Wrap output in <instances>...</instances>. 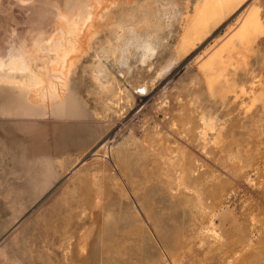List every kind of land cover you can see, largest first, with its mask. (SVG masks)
<instances>
[{"label":"rangeland","instance_id":"1","mask_svg":"<svg viewBox=\"0 0 264 264\" xmlns=\"http://www.w3.org/2000/svg\"><path fill=\"white\" fill-rule=\"evenodd\" d=\"M76 1L0 0V55L68 30L59 4L98 7ZM113 1L65 97L0 85V264H264V0L184 53L197 0ZM252 10L254 43L204 68Z\"/></svg>","mask_w":264,"mask_h":264},{"label":"bare ground","instance_id":"2","mask_svg":"<svg viewBox=\"0 0 264 264\" xmlns=\"http://www.w3.org/2000/svg\"><path fill=\"white\" fill-rule=\"evenodd\" d=\"M19 1L21 3L22 1L28 2V0H19ZM110 1L114 3L113 0ZM197 1H198L197 3L195 4L193 3L194 8H192L193 11L191 10L192 13L190 12L184 17V23H185L184 34L179 44V52L184 53L188 51L190 48H192L195 45V42L204 35L208 27L215 20L221 18L234 4L238 3L239 0H201V1L197 0ZM89 2H91V0ZM102 2L97 0L98 7H94V8L87 7V10H85L84 12L82 11V13H79L78 5L77 7L75 5L73 9L69 10L70 12L65 11L61 4H59L58 10L56 9L57 7L56 6L54 8L58 11L56 12L58 13V16L57 17L55 16L56 18H58L56 20L60 21L61 23H64L66 27H68V30H65L62 27H60L62 29L59 30L57 37L51 38L49 40L48 39L43 40L40 42H38L39 40L37 41L36 39L35 41H37V43L33 44V48H34L33 51H30V49L28 50V48L27 49L21 48L22 50H20V49H14L13 47V49L9 50L8 54L6 55L7 52L6 50L5 57H2L0 55V85L2 87L3 85L12 87L16 89V91L18 90L21 94L26 96L28 95L30 96L31 94H34L35 98H37L38 96L44 97L47 94H51L53 97H58V98L65 97L67 91L66 90L67 84L69 80L70 68L74 66L78 60V40H79L78 38H80L78 36L84 30L85 27L88 28L91 25V23L95 21V18L97 19L98 15L100 16V14L96 12L98 9L102 8L103 11L108 9V7L106 6L107 2L106 4L104 3L105 7L103 6ZM49 3L51 4V2ZM81 6L82 5H80V9L82 10L83 8H81ZM44 7H46V5ZM262 28L263 27L258 11L252 10L249 13H246L244 18L240 22L239 28L237 29L236 33L231 37V39L228 41L224 50L218 52L215 56H213L204 65V68L209 69L211 71V69H213L214 65H216L217 62H219L221 65V62H223L222 60L223 54L225 53L231 54L232 52L236 51L238 47L241 46L243 47L251 46L256 40L257 36L262 31ZM83 32L85 33V30ZM89 32H91V29L89 30ZM44 39H46V37ZM147 51L149 54L155 53L154 49H152L151 47H148ZM46 56H49L47 58L48 61L44 60ZM212 80L210 82L211 85L213 84ZM4 91L6 92L7 90Z\"/></svg>","mask_w":264,"mask_h":264},{"label":"built area","instance_id":"3","mask_svg":"<svg viewBox=\"0 0 264 264\" xmlns=\"http://www.w3.org/2000/svg\"><path fill=\"white\" fill-rule=\"evenodd\" d=\"M138 93H140L143 96L145 94V91L140 90Z\"/></svg>","mask_w":264,"mask_h":264}]
</instances>
